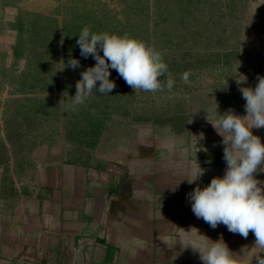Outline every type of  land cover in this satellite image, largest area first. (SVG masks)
Segmentation results:
<instances>
[{"label": "crops", "instance_id": "0c3cea01", "mask_svg": "<svg viewBox=\"0 0 264 264\" xmlns=\"http://www.w3.org/2000/svg\"><path fill=\"white\" fill-rule=\"evenodd\" d=\"M259 20L242 40L251 61L239 87H254L264 76V11ZM207 86L212 89L170 107L163 122L127 126L118 117L121 101L112 106L116 119L83 114L81 106L66 109L59 95L43 101L46 110L34 124L52 121L50 131L60 137L49 141L34 125L31 137L22 131L29 145L16 165L0 163V264H203L199 252L185 246L186 236L195 241L198 234L223 240L237 256L251 250V230L243 237L223 224L212 228L188 200L197 185L226 168L223 138L210 122L218 118L216 104L218 114H246L234 81ZM59 87L66 89V82L59 79ZM252 131L264 143V127ZM196 163L205 172L190 184ZM256 176L264 180V172Z\"/></svg>", "mask_w": 264, "mask_h": 264}, {"label": "rangeland", "instance_id": "374dc122", "mask_svg": "<svg viewBox=\"0 0 264 264\" xmlns=\"http://www.w3.org/2000/svg\"><path fill=\"white\" fill-rule=\"evenodd\" d=\"M262 2L0 0V163H7L8 167L16 165V157L29 145L22 140V131L26 130L25 137H31L34 119L46 110L43 101L59 95L68 108L80 73L95 64L91 56L80 55L76 43L84 27L146 42L162 54L168 72L160 78L163 90L135 92L115 69H110V79L116 87L109 95L93 89L87 106L79 105L83 114L116 119L112 106L121 101L118 117L125 126L133 121L159 123L164 121L170 107L178 109L198 90L211 88L207 85L214 82L228 85L234 81L239 87L247 81V60L251 59L246 57L242 44L247 32L262 24L259 18L264 8L254 5ZM69 58L78 59L80 67L60 70L63 61L67 63ZM185 73L187 83L182 79ZM237 75H244L246 81L238 83L237 78L242 77ZM169 78L175 81L171 90L166 87ZM59 79L66 82V89H60ZM51 101L48 103H54ZM81 122L84 127L93 125L91 121ZM37 124L50 137L49 141L60 137L50 131L52 121ZM70 143L75 145L72 139Z\"/></svg>", "mask_w": 264, "mask_h": 264}, {"label": "clouds", "instance_id": "9594fccd", "mask_svg": "<svg viewBox=\"0 0 264 264\" xmlns=\"http://www.w3.org/2000/svg\"><path fill=\"white\" fill-rule=\"evenodd\" d=\"M76 43L80 55L84 58L91 56L95 64L80 73V79L75 84V95L71 96L72 100L67 106L71 110L84 104L93 89L107 95L112 92L116 84L110 79V69H115L135 92L163 90L160 78L168 72V65L162 54L146 42L127 35L97 33L84 27L78 33ZM63 64L60 70L80 67V61L76 58H69ZM237 77H242L237 78L238 83L246 81L244 75ZM182 79L187 83L188 74H183ZM174 84V79L169 78L166 87L171 90ZM240 92L245 100V115H237L232 110L218 114L216 104L218 118L209 120L223 138L224 173L212 177L203 187L197 185L188 193V200L194 215L212 228L223 224L228 231L243 237H247L251 230L256 238L255 244L251 250L237 256L223 240L214 242L198 234L201 238L193 241L186 236L188 243L185 246L198 251L203 264H264V180L256 176L264 172V143L252 131L264 127V76L257 78L254 87H241ZM204 172L205 169L196 163L191 171V179H187L188 183L198 181ZM238 257L244 258L241 260Z\"/></svg>", "mask_w": 264, "mask_h": 264}]
</instances>
